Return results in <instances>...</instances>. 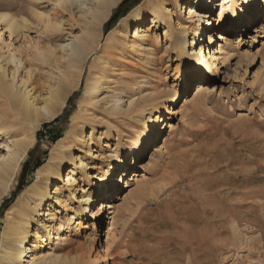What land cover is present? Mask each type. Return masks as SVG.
Instances as JSON below:
<instances>
[{
    "label": "rangeland",
    "instance_id": "obj_1",
    "mask_svg": "<svg viewBox=\"0 0 264 264\" xmlns=\"http://www.w3.org/2000/svg\"><path fill=\"white\" fill-rule=\"evenodd\" d=\"M122 1L111 7L99 27H92L78 0L61 6H55V0H0V15L25 18L29 24L24 33L11 35L0 25V74L3 70L5 74V80L0 81V114L10 128H0L1 155L21 132L14 97L5 90L12 83L11 77L14 75L15 93L28 91L38 103L58 86L68 85L65 102L56 116L34 129L35 141L1 198L0 232L7 210L14 203L17 207V198L24 195L37 169L50 161L62 176L74 168L76 178L71 187L61 180L49 181L51 195L57 184L61 191L54 196L64 203V207L51 204L56 210L53 223L66 227L68 218L76 214L75 223L60 232L67 237L64 244L43 236L46 240L42 247L33 249L37 242L34 232L43 235L44 224L51 220L43 215L51 199L46 201L40 211L32 213L28 255L53 252L75 259L76 264H264V2L261 5L259 1L254 23L241 26L243 23L233 22L231 31L220 30L226 18L218 20L219 7L214 6L209 31L212 42L204 43L211 53L219 42L218 33H223L227 41L220 40L223 50L210 77L211 87L194 95V83L182 84L176 70L179 59L168 50L171 38L166 25L151 24L148 10H143L141 21L135 23L132 17L131 11L138 6L144 8L148 0H126L119 5ZM178 2L184 10L187 0ZM210 2V6L216 3ZM164 5L174 12L169 20L177 28L184 18L180 8L171 0ZM52 25L54 30L50 29ZM135 27L150 28L149 42L140 47H132ZM87 32L92 38L87 39L91 43L81 65L66 67L62 44L73 37L84 40ZM192 36L187 35L188 41ZM12 55L20 59L19 67L10 60ZM202 61L205 69L207 62ZM89 79L99 81V90L85 99ZM74 92L69 106L67 100ZM175 94L178 97L172 104ZM114 95L122 98L121 110L113 109ZM150 96L156 97L158 114L170 128L158 132L151 142L141 143L140 159L135 164L127 159L124 169H128L131 180L127 187H121L124 180L115 184L119 197L112 202L113 224L106 207L98 215H84L81 208L87 204L81 200L83 196L106 198L100 195L101 181L96 182L94 177L103 176L111 168V154L122 157L139 138L142 116L149 112L148 105L143 113L140 107ZM168 108L173 111L166 115ZM66 109V121L51 122L62 117ZM47 122L55 130L61 128L54 142L50 140V128H41ZM60 139L63 148L56 145ZM36 161L40 165L34 167ZM140 187L146 188L147 193H143L148 196L137 206ZM150 191L154 195L150 196ZM6 198L12 200L2 207ZM96 208L90 203L86 210ZM52 232L55 234V229ZM185 233L200 238L196 255L180 249ZM131 245H137L138 250L132 252ZM0 264H7L6 260L0 258Z\"/></svg>",
    "mask_w": 264,
    "mask_h": 264
},
{
    "label": "bare ground",
    "instance_id": "obj_2",
    "mask_svg": "<svg viewBox=\"0 0 264 264\" xmlns=\"http://www.w3.org/2000/svg\"><path fill=\"white\" fill-rule=\"evenodd\" d=\"M67 1L75 2V0H55L54 5L61 6ZM78 1H80V7L82 9L85 7V11L82 10V12L87 15L89 25H92V27H99L108 16L111 7L118 0ZM171 1H173V3L180 8L178 11H180L181 16L183 15L184 17L181 21H178L177 28H175L170 21L174 12L172 9L166 8L164 5L166 0H148V3L144 8L138 6L131 11V14L133 19H136V23L142 20L143 10H148L152 15L150 19L151 24L162 23L166 25L167 31H170L169 35L171 38L168 50L175 52L177 58L179 59V64L176 70L179 72L181 81L183 82L182 84L194 83V95L200 94L211 87L210 77L214 74V69H216L218 65V61L220 59L219 56L223 50V44H220V40L223 41L227 39L223 33H218L217 39H219V42L217 43V47L215 49L213 48L211 53L208 51V44L212 42V37L209 31L212 29L213 21L211 12L215 9L214 6L217 5L219 7V12L217 15L218 20L221 18H226V21H224V23L220 26V30H227L229 28L228 30L231 31L230 28L235 25L233 22H236V24L243 23L241 26L254 23L257 7L260 6V4L262 5L264 0H215L217 4L215 3L213 6H210V0H187V3L184 5V10H182L181 5L178 4V0ZM250 4H255V7H252L253 5L250 6ZM37 17L43 18L44 16L43 14H37ZM1 24H3L2 28H4V30L7 31L9 35L13 33H24L29 25L28 20L25 18L16 19L13 16L6 15H0V25ZM55 28L56 27L54 25L50 27L51 30H54ZM149 30V27H147V29L140 30L138 27H135L132 34L133 39L135 38L134 40L132 39V47H140L143 42H149ZM187 35H193L190 41H188ZM85 36L87 38L84 40L81 37H73L67 43L62 44V49L67 56V60L65 62L66 67L78 68L77 66L84 60V57L88 52V48L90 47L91 41L89 43L87 42V39L90 37L92 38L91 32H87ZM206 41L209 43L205 44L204 42ZM226 41H224V43ZM43 55V53L42 55L40 54V56L44 57ZM202 58L207 62L205 69H203L204 64ZM10 60L15 62V65H18V67L21 65L20 59L15 58L13 55L11 56ZM1 73L2 74L0 75L1 78L3 77V79L0 81L3 82L5 80L4 70L3 72L1 71ZM13 79L14 75L11 77L12 83L10 85L8 84L9 86H5V90L10 96L12 95V98L14 97L15 104L22 121L18 126L21 132L12 138L10 145H6V153L4 155L0 154V202L1 198L10 188L14 173H16L20 162L25 157L29 147H31L35 141L34 129H38L43 120H50L56 116V114L59 112V109L63 106L68 93V85L65 87H62V85L58 86L54 93L50 92L41 103H38L34 97L29 95L28 91H19V93H15L16 91L14 92V90H16V88L13 90ZM61 80L63 79L61 78ZM140 88H142V86ZM98 90L99 81L89 79L85 86V99L90 95L92 96L96 94ZM129 91L126 92L130 93ZM177 97L178 94H175L171 98L172 104ZM121 99L122 98L120 95H114V110L122 109ZM131 105L132 100L129 99L127 106L130 107ZM146 105L149 106V112L147 113V116H142L143 130L139 138L133 143L129 151L126 152L122 157L118 158L116 157L117 155L111 154V157H113L112 159H114V161L111 163V168L105 170L103 176L94 177L96 182L101 181V183L98 185L100 188L99 190L101 191L100 195H106V198L102 199V195L97 200L91 199L88 196H83V198L81 197V200L85 201L87 204L85 208H81V212H83L84 215L88 213H90V216H95V214L98 215L101 209L106 207L108 209L111 225L113 224L115 211L113 210L114 206L112 205V202L117 200L119 197V189L115 186V184H119L120 181L124 180V185L121 186L123 188L127 187L129 180H131L130 176L126 174L128 169H124L127 165V159L130 158L132 163L135 164L140 159L142 150L141 143L151 142L158 132L162 131L164 128H170V123L164 122L165 118L158 114L159 108L157 106L155 96H150L142 100V107H140L141 113L146 110ZM126 109L123 110L126 111ZM172 111L173 108H168L165 110L164 114L169 115ZM0 128L2 130L10 129L6 122L2 119L1 114ZM62 142L63 139H60L56 142V145H58L59 148H63V144H61ZM49 162L50 161L37 169L34 180L23 190L24 195L17 198V207H13V205H15L14 203L11 205L12 207L9 208L10 210H7L6 212L7 214L4 225L2 226L0 232V258L5 259L7 264H16L17 262L21 261L25 262V264H59V261L62 259L63 264L77 263L75 259H68V256L62 257L53 252H45L39 255L37 252H34L33 254L28 255V253H30L31 247H26V243L28 237V227L31 220H33L32 213L40 211L41 206L46 205V201L51 199V202L48 203V207L43 210L45 212L43 215L46 217L48 216L47 219L51 220L50 223L44 224L45 233L43 235H40L37 230L34 232L37 242L35 241L33 243V249L42 247L43 241L46 240L45 238L43 239V236L49 241L51 239H55L57 240V243L61 242V244H64L67 240V237L60 232L67 230L70 228V225L75 223L74 219L76 214L71 215L68 218L66 227H64V225L61 223H57L56 221L53 223L54 218L56 217V210L55 208L52 209L51 204L53 203L59 207H64V203L63 200L59 198V196H54V194H58L61 191V188L58 187L57 184L54 185L55 189L52 192V195L50 189L48 188V183H50L49 181L51 179L55 180L53 182H58L60 180L63 181L64 186L66 187L73 186L76 181L75 169H69V171L63 175V177L60 174L59 168L55 167ZM158 189L160 188L157 187V190ZM115 191V195L109 197L108 194H111L112 192L114 193ZM137 192L136 193L138 194L137 197L139 200L136 201L135 205L138 206L140 203L145 201V199H147L148 194L146 196V194L143 193L146 192V188L144 187H140ZM150 193V196H152L153 192L150 191ZM90 203L96 204L97 208L95 211H90L89 209L87 212L86 209ZM80 222L81 220L77 221V224ZM138 222L139 225H142L140 220H138ZM147 226L148 222L144 227ZM53 229H55V234L52 232ZM143 236H145V234H143ZM129 238L130 240L132 239V237L128 236V239ZM38 239H40V241H38ZM179 247L180 249L188 250L192 255H196L197 251L201 248L200 238L198 236L185 233L184 238L179 243ZM130 250L135 252L138 250V246L131 245ZM25 257H28L29 259H24Z\"/></svg>",
    "mask_w": 264,
    "mask_h": 264
},
{
    "label": "trees",
    "instance_id": "obj_3",
    "mask_svg": "<svg viewBox=\"0 0 264 264\" xmlns=\"http://www.w3.org/2000/svg\"><path fill=\"white\" fill-rule=\"evenodd\" d=\"M126 0H123L119 5H122L124 2H125ZM75 95H76V92H74L69 98H68V100H67V103H68V105L70 106L71 104H72V101L74 100V97H75ZM67 111L64 113V115L62 116V117H57V118H55L53 121H51V122H59V121H62V122H64V121H66V115H67V113H68V109H66ZM65 111V110H64ZM51 122H47V123H43L42 124V129H45V128H50L49 129V133H50V140L52 141V142H54L55 140H56V138H58L59 137V135H60V127L58 128V129H54V128H51ZM55 130V131H54ZM40 130L36 133L37 134V136L39 137V135H40ZM40 165V161H36L35 163H34V167H37V166H39ZM12 199L11 198H9V200H7V198L6 199H4L3 201H2V203H1V206L3 207V206H5L8 202H10Z\"/></svg>",
    "mask_w": 264,
    "mask_h": 264
}]
</instances>
